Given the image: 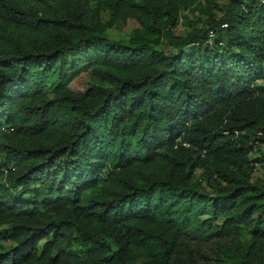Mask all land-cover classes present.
Returning <instances> with one entry per match:
<instances>
[{
	"label": "trees",
	"instance_id": "1",
	"mask_svg": "<svg viewBox=\"0 0 264 264\" xmlns=\"http://www.w3.org/2000/svg\"><path fill=\"white\" fill-rule=\"evenodd\" d=\"M262 81L264 0H0V264H264Z\"/></svg>",
	"mask_w": 264,
	"mask_h": 264
},
{
	"label": "rangeland",
	"instance_id": "2",
	"mask_svg": "<svg viewBox=\"0 0 264 264\" xmlns=\"http://www.w3.org/2000/svg\"><path fill=\"white\" fill-rule=\"evenodd\" d=\"M189 19L195 20L194 17L186 15ZM102 22L107 23L106 16L102 17ZM137 28V25L133 21H128L125 25H121L120 27H113L110 30L106 31L108 38L112 41H123L127 42L128 38L130 37L132 31ZM185 27L181 26L178 28L180 33L185 32ZM96 80L92 77L90 70L88 67H82L77 72L73 74L72 83L70 84L69 88L74 93H83L88 88L96 85ZM259 85H264V81L259 82ZM255 156H251V159ZM255 177L258 179L264 178V173L261 168L255 173Z\"/></svg>",
	"mask_w": 264,
	"mask_h": 264
},
{
	"label": "built area",
	"instance_id": "3",
	"mask_svg": "<svg viewBox=\"0 0 264 264\" xmlns=\"http://www.w3.org/2000/svg\"><path fill=\"white\" fill-rule=\"evenodd\" d=\"M225 27H226V25H223V26H222V28H225Z\"/></svg>",
	"mask_w": 264,
	"mask_h": 264
}]
</instances>
